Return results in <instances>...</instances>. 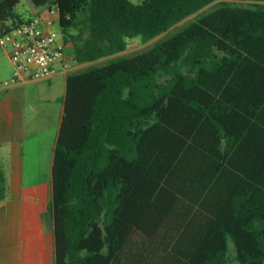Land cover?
Listing matches in <instances>:
<instances>
[{"label": "trees", "instance_id": "1", "mask_svg": "<svg viewBox=\"0 0 264 264\" xmlns=\"http://www.w3.org/2000/svg\"><path fill=\"white\" fill-rule=\"evenodd\" d=\"M20 1L0 0V37L21 23ZM30 1L56 8L79 64L219 5L142 53L68 77L53 165L56 264H264V0ZM206 175L218 177L214 209L161 208L166 196L175 203L166 191L180 177L199 176L202 191ZM5 185L0 170V203ZM172 217L190 220L184 237L130 254L135 233L168 228L150 219Z\"/></svg>", "mask_w": 264, "mask_h": 264}, {"label": "crops", "instance_id": "2", "mask_svg": "<svg viewBox=\"0 0 264 264\" xmlns=\"http://www.w3.org/2000/svg\"><path fill=\"white\" fill-rule=\"evenodd\" d=\"M50 9L39 8L34 16ZM58 18V15H57ZM7 57L10 63L9 54ZM71 52L66 51L57 63L59 73L50 80L12 83L11 68L0 64V170L6 181L5 200L0 203V264H56L53 203V165L67 95V79L80 73L81 65L72 67ZM11 66V63H10ZM205 136H215L205 135ZM202 137H200L201 139ZM223 139L222 143L225 144ZM185 176L175 181L166 195L159 199L161 208H215L218 177L204 176L207 186L201 188L199 176ZM186 181V182H185ZM228 184L220 179L219 187ZM182 182L184 184H179ZM199 201V203H194ZM188 219H150L162 225L155 238L142 233L131 237L130 254L153 250L152 240L169 244L185 236ZM210 220H204L209 223ZM182 227V228H181ZM177 229V230H176ZM143 243V244H142Z\"/></svg>", "mask_w": 264, "mask_h": 264}, {"label": "built area", "instance_id": "3", "mask_svg": "<svg viewBox=\"0 0 264 264\" xmlns=\"http://www.w3.org/2000/svg\"><path fill=\"white\" fill-rule=\"evenodd\" d=\"M55 13L56 9L39 13L0 37V47L9 54L12 83L50 80L58 75L56 65L67 44L55 31Z\"/></svg>", "mask_w": 264, "mask_h": 264}, {"label": "rangeland", "instance_id": "4", "mask_svg": "<svg viewBox=\"0 0 264 264\" xmlns=\"http://www.w3.org/2000/svg\"><path fill=\"white\" fill-rule=\"evenodd\" d=\"M219 5L214 4L211 5L205 9H203L202 11H200L199 13L195 14L194 16H191L190 18H188L187 20H185L184 22H182L181 24L177 25L176 27H174L169 33H166L162 36H160L159 38L149 42V43H143L140 39H136L133 40L132 42H130L128 50L124 53L112 56V57H108V58H104L101 59L99 61L93 62V63H86V64H79L76 62V64H74L72 67H75L77 65H81L79 68V72H83L87 69H90L92 67H101V66H105L107 64H109L110 62H113L119 58H125V57H131L134 56L136 54L142 53L150 48H152V46H154V44L162 39L165 38H169L170 36H172L173 34L180 32L182 30V28L186 25L189 24L192 21L198 20L199 18L207 15L208 13L214 11L216 8H218ZM39 8L35 7L30 0H21L20 4L16 7L15 9V16L17 17V20L20 22H24L27 21L31 18H34V14L36 11H38ZM46 9H50V10H55L56 8L53 6H47ZM55 31L61 36V38H65L64 33L61 30V27L59 25L58 19H57V14L55 13ZM71 35L76 34V31H71L70 32ZM67 48L66 51L69 52H73V46L71 43H67ZM0 64L3 67H6L8 65L9 68H11L12 71V67L10 66L6 51L4 49H2L0 47ZM1 79V78H0Z\"/></svg>", "mask_w": 264, "mask_h": 264}]
</instances>
